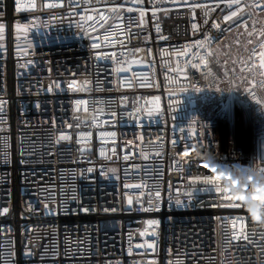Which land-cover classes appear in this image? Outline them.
<instances>
[{
	"label": "built area",
	"instance_id": "2783aa9c",
	"mask_svg": "<svg viewBox=\"0 0 264 264\" xmlns=\"http://www.w3.org/2000/svg\"><path fill=\"white\" fill-rule=\"evenodd\" d=\"M43 2L46 0H38L40 4ZM192 2L212 9L208 15H205L204 8L196 10V22H199L201 31L192 30L194 21L186 7L160 5L159 0L157 5L168 7V14L158 13L157 20L148 12L143 28L137 27L138 13L126 11L131 6V0H90V3L76 0L78 12L69 9L68 0H64L63 6L54 10L57 19H52V13L41 7L34 13L40 16V20L36 22L39 28H33L29 37L19 41L11 36L6 38L7 52L0 54V96H6L10 104L5 112L9 116L7 131L0 132V207L7 206L10 202L12 210L7 216H0V225L11 226L13 229L10 234L17 239L18 264L23 251L19 243L22 236L26 237L25 243L31 240L36 253L32 258L23 257V264H51L49 258L41 260L44 247H55L60 252L56 264H137L139 261L148 264L152 258L158 259L159 264H168L170 259L179 260L181 264H260L264 260V256L258 255L260 249L264 248V225L250 222V229H257V235L251 238L253 243L242 240L233 242L225 254L215 217L226 213L209 206L214 196L207 190L197 189L192 201L188 202L187 195L175 191L178 187L183 189L184 185L178 179L179 173L167 172L168 161L156 160L151 155L148 160L143 158L142 151L152 152L150 139H154L157 134L164 135L166 131L170 135V120L169 127L165 129L163 120L159 121L156 117L145 118L139 129L134 120L119 115L114 127L102 125L95 128L91 125V115L82 112L81 119L86 115L88 124L76 128L78 121L73 118L71 107L62 109L59 106L60 102H67L69 94L66 91L55 94L41 92L39 95L36 92L39 84L47 86L49 77L56 78L59 75L63 79L68 71L78 73V79L94 80L96 61L91 55V44L96 42L101 45L99 50L110 56L115 54L120 60H128L135 55L150 59L152 66L149 69L143 65H132V71L121 76L125 80H131L134 87H118L117 81L121 76L111 71L113 63L109 58L106 61V83L109 87L102 80L98 91L78 95L99 98V107H103L105 101L118 107L120 97L125 95L128 97L124 102L126 111L132 110L138 97L159 95L166 108L165 76L176 66L175 52L204 36L214 38L206 48L209 62L206 73L188 67L189 83L186 91L178 94L179 103L172 115L177 127L186 126L192 117L207 125L210 133L208 143L212 152L204 151V155L199 158L209 167V178L220 186L225 195L231 197L232 202H239L244 208L242 202L250 201L252 220H259L260 212L264 211V171L253 160L264 154V106L247 94L238 78L234 82H230V79H233L231 73H235L237 77L242 74L240 61L247 59L252 46L248 41L256 43L264 36V6L257 7L264 5V0H239L237 10L243 18L234 23L224 21L223 17L229 9L223 2L219 3V7L216 6V0ZM5 3L9 11H12L14 0H5ZM113 3H123L126 6L121 13L124 32L136 33L130 41L121 35L118 26L120 21L115 18L110 17L103 25L99 23L97 11H105L107 14V6ZM147 6L150 8L152 5L149 3ZM26 15L31 20L33 14ZM86 15L96 17L95 30L86 18L81 19ZM214 22L219 23L221 28H214ZM245 22L247 29L244 27ZM156 23L161 25L160 35L167 39L157 38ZM77 25L81 27L78 28ZM85 32L88 35H84ZM29 40L33 43L32 50L17 58V46L23 50ZM260 42L264 43V40ZM137 47L151 48L153 56L149 58L146 51L133 53L131 50ZM189 59L192 60L193 57L190 56ZM28 60H35L36 63L19 67L21 64L26 65ZM183 60L181 57V66ZM49 67L52 68L51 72L48 71ZM145 75H149L160 87H140L137 81ZM18 88L22 91L18 92ZM257 93L264 97V90L257 89ZM37 99L44 108L37 110L34 107ZM53 102L56 103L55 107ZM140 103L143 104L144 100L141 99ZM54 115L57 119L55 126L51 123ZM69 123L73 125L72 128H68ZM102 130L117 131V144H103L98 135ZM60 131L68 133L71 140L56 144L54 141ZM79 131L93 132L87 145L77 144ZM140 131L145 135L143 144L134 136ZM129 139L135 140V144L127 145L126 141ZM102 146L109 150V155L111 148L115 146L117 155L112 160H105L99 156ZM194 146L200 149L202 147L193 145L179 155L182 158L188 156L196 159L191 155ZM81 147L88 149L83 155L79 151ZM126 151L134 153L129 161L123 159ZM5 154L11 161L8 164L3 163ZM22 157L27 160V164L20 163ZM132 163L140 165V168L128 167ZM102 165L105 168H118L120 180L101 177ZM89 166L96 169L92 174L95 176L94 181L78 178L79 172ZM157 168L164 173V205L161 211L144 213L139 217L127 212L103 211L104 207L123 206V183L143 181L151 185L154 182L152 175ZM195 168L194 163H189L185 175L195 174L192 172ZM217 168L222 172L217 171ZM144 170L149 174L145 175ZM125 171H128L132 179H124ZM254 176L261 183L253 182ZM74 180L77 192L82 193V204L72 202L66 205L71 211H61L58 215L25 213L21 217L20 212L28 201L35 204L45 198L44 188L55 193L57 199L67 201L72 195L70 186ZM169 181L173 185L171 192L167 191ZM226 182L230 183V187L226 186ZM61 186L65 192L63 197L59 196ZM176 199L184 204L176 205ZM204 204L206 206H202ZM86 206L96 210L88 213L76 211L78 207ZM39 207L42 208L43 204ZM52 207L55 209L56 204L53 203ZM148 218L160 221V240L155 254L134 247L144 239L139 236L138 230L145 228L143 220ZM130 235L131 245L134 247L131 255L128 253ZM0 243H3V237H0ZM257 244L260 247H256ZM65 248L70 256L76 254L75 260L64 257ZM170 248L173 250L172 254H169ZM177 251L179 255L176 254ZM0 264H6L4 249H0Z\"/></svg>",
	"mask_w": 264,
	"mask_h": 264
},
{
	"label": "snow or ice",
	"instance_id": "6c2138e0",
	"mask_svg": "<svg viewBox=\"0 0 264 264\" xmlns=\"http://www.w3.org/2000/svg\"><path fill=\"white\" fill-rule=\"evenodd\" d=\"M90 3V0H86ZM223 2L228 6V13L224 15V21L236 22L241 20L243 17L240 15V12L237 10L239 7V0H216V6L219 7V3ZM64 0H46L42 4L38 3V0H14V8L12 11H9L8 6L5 3V0H0V54H5L7 52V37H14L16 41L21 40L22 38L29 37V33L33 28H39L37 21L40 20V16L34 15L41 7L45 10H48L52 13L51 18L57 19L55 11L58 8L63 6ZM151 4L149 8L147 5ZM160 5H171L172 7H186L192 15L193 23L192 30L194 32L201 31V26L199 22H196L197 9L204 8L206 9L205 15H208L212 9H208L206 5H203L198 2H192V0H159ZM264 5H257L261 7ZM68 8L73 12H78L79 7L76 4V0H68ZM125 4L123 3H113L107 6V14L105 11H97V16L99 23L103 25L107 23L110 17L115 18L117 21H120V33L124 35L129 41L133 35L136 33L129 31L128 33L124 32L121 13L125 11ZM168 7L158 6L157 0H131V6L126 8L128 13H138V25L137 27L143 28L146 23V16L148 12H151V15L154 19L158 20V13L164 12L166 15L169 12ZM26 14H33L31 20L27 18ZM87 19L90 22V26L95 30L96 26V17L93 15L82 16L81 19ZM131 22V21H130ZM208 21L206 20L205 23ZM214 28L220 29L221 25L219 23H213ZM80 28V25H77ZM244 27L247 29V23H244ZM155 29L157 32V38L159 40H165L167 37L160 35L161 25L159 23L155 24ZM84 35H88L86 32ZM150 39V37H149ZM212 39L209 36H204L202 39H198L186 44L182 49H179L175 52L176 56V66L171 69V73L165 76V92L167 94V107L162 104L161 96L159 95H149L147 97H138L135 105L131 111H126V104L128 97L122 95L120 97V105L114 107L111 103L105 101L103 107H99L100 100L96 97L90 96H81L78 94L92 93L93 91H98L100 88L101 81H105V86L107 85L106 81L108 78V69L106 61L111 58L113 67L111 71L121 76V74H127L132 71V65H143L146 68H151L152 62L150 59H145L142 57H137L133 55L128 60H120L115 54H108L103 51H100L101 45L99 43L93 42L91 44L92 53L96 61V72L95 79L85 78L83 80L78 79V73L68 71L65 75L66 78H61L57 75L56 78L49 77V83L47 86L39 84L36 88L37 95L44 92L47 94H55L58 91H66L69 96L67 102H60L59 106L62 109H67L71 107L73 113V118L78 121L75 125L76 128H80L82 124H88L87 119H81L80 113H85L91 115V125L92 127L98 128L100 126L112 125L114 127L117 118L119 115H125L136 122L137 128L141 129L142 122L145 118L156 117L159 121L163 120V126L165 129L169 127V120L171 121L170 125V135L166 131L164 135L157 134L154 139L149 140V144L152 148L151 154L147 151H142L143 158L148 160L150 155L156 160H166L167 172L179 173L180 176L178 179L184 185V188H176L175 191L180 194L183 193L187 195L189 201L193 199V193L195 190L199 189L200 191H209L211 195L214 196V199L211 201L210 205L213 208L221 209L226 214H221L215 217V220L218 221V229L221 236V244L226 250L232 246L233 242L245 241L247 243H253L252 237L257 235V229L252 227L250 229L249 223L252 222L255 225H262L258 222H254L248 216L247 212L244 210L242 205L239 202H232L231 197L225 195L220 186L212 181L209 178L210 169L205 166V162L202 158L192 159L191 157L185 156L181 157L179 154L185 149L191 148L193 145H199L201 147V152L210 150V145L208 143V132L207 125L204 122H201L196 117H192L186 126L177 127L174 123L173 112L175 111L179 99L178 94L186 91V86L189 83V72L188 67L191 66L193 69H199L201 73H206V69L209 66L208 62V51L206 48L211 44ZM264 40V36H261L260 39L253 43L251 40L248 41L252 45L249 49V55L247 59L241 60L242 65L241 72L238 77L235 73H231L233 79H230V82H234L235 79H239L240 84L243 85L244 90L249 96H251L255 101L264 106V97H260L257 93V89L264 90V43L260 41ZM108 41L107 35L105 36V42ZM115 43V41H113ZM33 48V43L29 40L27 47L23 50L17 46V58L20 55H26ZM199 49V51H196ZM133 53H140L141 51H146L149 58L153 56V50L151 48L142 49L137 47L131 50ZM193 57L192 60L189 57ZM183 57V66H181L180 58ZM163 59V52L162 57ZM35 60H28L27 64H21L19 67H27L35 64ZM43 63H48L43 61ZM49 72L52 71V68L49 67ZM87 71V69H86ZM135 76V73H133ZM257 77H260L257 79ZM140 87L143 88H159L160 85L157 82H154L149 75H145L137 81ZM118 87L127 86L129 88L134 87L131 80H125L121 78L117 81ZM2 91V89H0ZM18 92L22 91L21 88L17 89ZM143 99L144 103L141 104L140 100ZM10 104V100L6 96H0V132L7 131V125L9 121V116L5 114L6 107ZM54 107L56 103L53 102ZM34 107L37 110L44 108V105L39 99L36 100ZM124 109V111H121ZM46 110V108H45ZM101 117H107L102 119ZM51 123L55 126L57 124L56 116L52 117ZM71 123L68 124V128H72ZM103 144L111 143L113 145L117 144L118 134L115 130H102L98 133ZM93 136L92 131H79L77 134V144L87 145L89 139ZM136 140L140 141L141 144L145 141V135L143 131H140L139 134L134 135ZM71 136L64 132L60 131L58 136L55 139V143L59 144L61 141L71 140ZM127 145H134L135 140L129 139L126 141ZM88 149L86 147L79 148L80 153L83 155ZM117 155V148L114 146L111 148V155H109V150L102 146L99 150V156L105 160H112L113 157ZM134 153L125 152L123 159L129 161L130 157ZM11 161L8 159L7 154L4 156L3 163L8 164ZM261 171H264V154H261L257 159L253 160V163H257ZM20 163L27 164V160L23 157L20 160ZM189 163H194L196 168L194 171L195 174H186V167ZM131 169H138L140 165L132 163L129 165ZM96 169L94 166H89L86 169H82L78 178H83L88 181H94L95 176L92 175L95 173ZM145 171V175H148V171ZM74 177L76 173H73ZM163 171L158 168L154 170L152 175L153 183L151 185L146 184L141 181L136 182H126L123 183L122 188V198L123 206L121 208L116 207H104V212H127L135 214L138 217L142 216L144 213L149 212H159L164 205L163 198ZM100 176L104 178L111 177L114 181L120 180L119 169L116 167L105 168L101 166ZM125 180H130L132 177L129 175L128 171H125L124 174ZM71 187L72 195L68 200L57 199L55 193H50L48 188H44L45 198L43 200H38L35 204L32 201H28L26 207L20 212L21 217L23 218L25 213L28 214H60L61 211L69 212L71 209L66 205L76 202L77 204H82V193H78L76 189L75 180L73 181ZM173 189L172 183L169 181L167 184V191L171 192ZM65 195L63 186L60 187L59 196L63 197ZM43 204V207L40 208L39 205ZM56 204V208L53 209L52 204ZM169 204H171V197L169 198ZM176 205L184 204L180 199L175 200ZM202 206H206L205 204ZM12 210V205L9 202L7 206L0 207V216H7ZM96 209L91 208L90 206L78 207L76 211H83L88 213L95 211ZM145 228L139 229V236L144 238L142 242L137 243L134 247L135 249H143L144 251H151L153 254L157 252L158 243L160 240V221L157 218H148L143 220ZM115 224V221H113ZM99 230V229H98ZM13 232L11 226L0 225V237H3V243H0V249L5 250L6 264H18L16 259L17 257V239L14 235L10 233ZM26 237L22 236L19 240L20 246L23 249L21 261L19 264H23V257L32 258L36 255L33 250L31 240H27L25 243ZM264 239V237H262ZM130 246L128 248V253L131 255L134 252V247L131 245V235L129 237ZM260 247V245H256ZM169 254H172L173 250L170 248ZM179 255V252L176 253ZM199 255V253H197ZM259 256H264V248L260 249L258 254ZM60 256V252L57 248L44 247L41 252V260L45 258L51 259V264H56V258ZM64 257L69 258L70 260H75L76 254L73 253L71 256L67 248L64 250ZM211 259V258H209ZM137 264H144L143 261L137 262ZM148 264H159L158 259L152 258L148 261ZM168 264H181L179 260H169ZM260 264H264V260L260 261Z\"/></svg>",
	"mask_w": 264,
	"mask_h": 264
},
{
	"label": "clouds",
	"instance_id": "9594fccd",
	"mask_svg": "<svg viewBox=\"0 0 264 264\" xmlns=\"http://www.w3.org/2000/svg\"><path fill=\"white\" fill-rule=\"evenodd\" d=\"M83 118L87 119V116L85 115ZM191 155L193 156V158H198V157H202L204 154L201 152L200 147L194 146V150L191 153ZM217 171H221L222 172V170L219 169V168H217ZM223 175H231V173H223ZM253 182L261 183V182L256 180L255 176L253 177ZM226 186L230 187V183L226 182ZM242 203H243V206H244V210L247 212V214L250 217V219H252V214H251V211L249 210L251 202L250 201H245V202H242ZM253 221L264 225V211L260 212V219L259 220H253Z\"/></svg>",
	"mask_w": 264,
	"mask_h": 264
}]
</instances>
